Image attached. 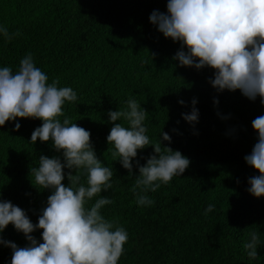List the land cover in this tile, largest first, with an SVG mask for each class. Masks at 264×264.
<instances>
[{
    "label": "trees",
    "instance_id": "obj_1",
    "mask_svg": "<svg viewBox=\"0 0 264 264\" xmlns=\"http://www.w3.org/2000/svg\"><path fill=\"white\" fill-rule=\"evenodd\" d=\"M166 5L167 0H0V26L21 33L7 43L0 35V68L15 72L31 53L48 83L58 78V87L77 93L63 112L90 132L97 158L114 173L112 188L85 207L101 197L113 201L100 212L128 233L118 264H264V197L247 191L248 180L259 173L244 160L257 139L251 122L264 115V105L259 96L252 101L239 90L217 92L209 83L210 68L179 66L173 57L180 43L165 38L149 21L154 10L166 13ZM129 99L148 112L144 125L150 141L156 143L166 132L171 143L161 140L162 145L190 160L181 176L146 193L154 201L151 206L137 205L132 188L137 161L145 164L152 147L138 150L133 175H128L106 141L112 127L108 112L126 109ZM193 99L194 125L182 118L191 112ZM16 123L19 130H14ZM41 124L17 118L0 126V199L25 210L33 224L51 193L32 186L30 170L39 166L40 155L63 162L51 140L29 142ZM86 179L82 174L85 186ZM62 183L67 186V178ZM209 204L214 209L205 214ZM252 231L260 234V244L257 258L250 260L243 245ZM41 232L31 235L42 242ZM0 238L18 247L28 243L11 224ZM11 256V248L0 244V264H10Z\"/></svg>",
    "mask_w": 264,
    "mask_h": 264
},
{
    "label": "clouds",
    "instance_id": "obj_2",
    "mask_svg": "<svg viewBox=\"0 0 264 264\" xmlns=\"http://www.w3.org/2000/svg\"><path fill=\"white\" fill-rule=\"evenodd\" d=\"M166 8V13L154 10L149 21L165 38L180 43L173 57L179 66L210 68L214 75L209 83L217 92L239 90L252 101L259 96L264 105V0H167ZM20 34H10L7 27L0 26L5 43ZM48 79L31 53L20 60L15 72L7 66L0 68V126L17 118L39 119L42 124L31 133L29 142L51 140L63 157L62 162L59 157L40 155L39 166L30 170L32 186L51 193L37 223H32L25 210L0 199V233L11 224L28 242L18 247L0 238V244L11 248L10 264H118L128 233L100 212L113 201L101 197L85 207L102 190L112 188L113 170L102 166L97 158L90 132L71 122L63 112L65 102L74 103L77 93L71 87H58V78L51 83ZM179 103L183 105L184 101ZM191 103V112L182 114V118L194 125L198 122L197 101ZM147 114L135 99L127 101L126 109L107 114L112 127L106 141L114 146V161L118 157L128 175H133L132 161L138 150L148 146L153 149L145 164L137 161L136 165L138 174L132 191L139 206H151L154 201L146 193L181 176L190 164L181 152L162 145L161 140L171 143L168 133L161 132L156 143L150 141L144 125ZM251 126L257 139L244 160L259 174L248 180L247 191L259 198L264 197V115L253 119ZM20 127L16 123L14 130ZM82 174H86L87 186L80 182ZM65 178L67 186L62 183ZM213 209L214 205L209 204L205 214ZM36 230H42V242L31 235ZM249 236L243 247L253 260L258 256L260 234L252 231Z\"/></svg>",
    "mask_w": 264,
    "mask_h": 264
}]
</instances>
